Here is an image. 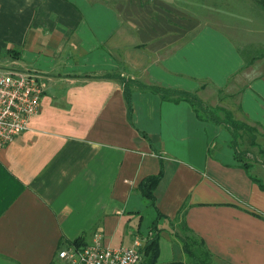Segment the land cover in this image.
<instances>
[{"label": "crops", "instance_id": "0c3cea01", "mask_svg": "<svg viewBox=\"0 0 264 264\" xmlns=\"http://www.w3.org/2000/svg\"><path fill=\"white\" fill-rule=\"evenodd\" d=\"M140 1L0 0V60L47 86L30 129L0 149V264H72L59 253L75 241L132 247L157 220L159 264H191L183 231L211 264H264V191L235 160L231 134L139 89L130 120L123 83L103 78L190 91L212 107L206 93L223 90L236 95V119L264 129V77L230 36L209 25L191 35L182 15L173 24ZM209 39L222 49L213 61ZM261 137L251 174L264 181ZM161 171L153 206L138 188Z\"/></svg>", "mask_w": 264, "mask_h": 264}, {"label": "rangeland", "instance_id": "374dc122", "mask_svg": "<svg viewBox=\"0 0 264 264\" xmlns=\"http://www.w3.org/2000/svg\"><path fill=\"white\" fill-rule=\"evenodd\" d=\"M140 3L142 5L143 1L141 0ZM147 4L156 7L157 10L160 8L158 12L167 15L169 19H172L169 21L173 24L175 18L172 17V14L182 15V22L178 21V25L182 26L185 32L191 30V35L197 29L200 30L209 25L211 29L230 36L245 63H257L256 74H261L264 77V2L262 0H149ZM189 38L185 37L184 40ZM209 40L208 57L213 61L214 56H222V49L217 41ZM240 76H244L243 73ZM262 81L258 80L255 84L258 89L262 88L264 93V80ZM206 96L209 97V101L217 104V107L229 109V106L232 105L236 110L241 109L237 103H230L231 100H236V95L229 96L223 90L208 91ZM219 98L221 101H218ZM223 98L227 101H224ZM248 106L252 110L256 107L255 105ZM262 109L264 111V107ZM257 128L263 134H258V136H262L259 142L264 148V129ZM248 145L247 140L243 149H246ZM253 150L257 152V149ZM249 157L259 158L260 154L257 156L253 154ZM182 234L185 237L191 236L184 231Z\"/></svg>", "mask_w": 264, "mask_h": 264}, {"label": "trees", "instance_id": "16d2710c", "mask_svg": "<svg viewBox=\"0 0 264 264\" xmlns=\"http://www.w3.org/2000/svg\"><path fill=\"white\" fill-rule=\"evenodd\" d=\"M264 2V0H262ZM7 54L12 56L14 59H19L21 53L16 50L9 49ZM264 56V55H263ZM103 78L109 79H120L124 85V96L128 106V117L131 120L133 117V102L132 95L134 89H139L142 91H150L159 95L162 100L180 103L182 101L189 103L193 110L195 111L197 117L201 121L211 122L216 126H220L227 130L231 134V141L229 147L234 153L235 160L240 164V166L245 169L250 175L251 179L259 185L261 190L264 191V181L257 176L251 174V169L253 167L251 158V147L258 145V134H260L258 128L252 124L245 121L238 120L235 118L232 111L224 107H212L207 102H205L197 93H193L181 89H171L166 87H161L157 85H147L143 82L123 77L120 74H108L104 75ZM249 142L250 147L243 149L245 141ZM163 177V172L161 171L158 175L150 176L144 179L139 185L138 190L143 195V197L151 203V205H156L155 190L157 189L161 179ZM185 206L182 207L180 213H184ZM183 228L187 230L185 223L182 224ZM161 229L159 228L158 220L153 223L150 228V234L145 239L141 253L143 255V260L140 264H159L160 257V239H161ZM182 243L184 251L187 254L191 264H211L212 256L206 250L203 241L197 239L194 236L182 238ZM75 246L79 247L82 245L79 240L75 241ZM178 264V263H169Z\"/></svg>", "mask_w": 264, "mask_h": 264}, {"label": "built area", "instance_id": "2783aa9c", "mask_svg": "<svg viewBox=\"0 0 264 264\" xmlns=\"http://www.w3.org/2000/svg\"><path fill=\"white\" fill-rule=\"evenodd\" d=\"M45 77L35 69L19 68L0 60V149L28 131L39 115L46 91ZM143 240L137 237L132 247H113L96 241L73 245L59 253L72 264H140Z\"/></svg>", "mask_w": 264, "mask_h": 264}]
</instances>
